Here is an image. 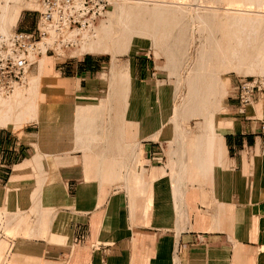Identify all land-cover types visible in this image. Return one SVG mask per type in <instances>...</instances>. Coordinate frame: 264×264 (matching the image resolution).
<instances>
[{
  "label": "crops",
  "instance_id": "obj_1",
  "mask_svg": "<svg viewBox=\"0 0 264 264\" xmlns=\"http://www.w3.org/2000/svg\"><path fill=\"white\" fill-rule=\"evenodd\" d=\"M47 53V66L26 77L41 80L36 118L26 127L0 123L4 264H264V96L239 114L229 94L218 135L191 128L196 145L186 134L179 146L182 124L163 120L170 105L149 101L158 91L149 56H134L153 121L142 138L134 107L120 118L112 60L102 67L85 54L60 66ZM20 84L0 90L8 99Z\"/></svg>",
  "mask_w": 264,
  "mask_h": 264
},
{
  "label": "bare ground",
  "instance_id": "obj_2",
  "mask_svg": "<svg viewBox=\"0 0 264 264\" xmlns=\"http://www.w3.org/2000/svg\"><path fill=\"white\" fill-rule=\"evenodd\" d=\"M25 1L28 2L26 5ZM34 1L37 3L33 4ZM148 1L156 4H147V0H111L105 19L101 18L93 34L90 31L95 23L87 30H64L60 35L48 27L37 50L45 57L50 46L62 52L63 44H72L80 47L72 57L110 53L112 63L108 78L110 83L118 85L121 100L132 91V74L131 69L118 64L117 55L130 52L137 43L149 39L166 57L165 69L177 78L170 101L175 108L169 119L178 123L201 119L204 136L218 135L219 116L226 113L229 73L239 71L264 77V15L261 14L264 0H218L226 5L256 9L255 14L247 13V10L222 13L209 9L201 13L199 8L191 6ZM190 1L192 6L202 3L201 0ZM23 6L43 10L42 0H0L1 35L12 33ZM196 32L207 36L195 58L191 49L196 45ZM47 62L41 59L39 68L47 66ZM26 75L19 81L20 85L11 87L8 99L5 90H0V123L4 126L23 127L36 118V91L41 80H26ZM13 83L0 85L7 87ZM165 86L166 82L161 80L159 88ZM27 87L31 90L30 95L22 96V90ZM183 89L185 96L178 104L176 98ZM261 103L263 105V101ZM124 130L121 128L122 135ZM177 130L180 146L186 133L181 127ZM140 134L143 135V131Z\"/></svg>",
  "mask_w": 264,
  "mask_h": 264
},
{
  "label": "rangeland",
  "instance_id": "obj_3",
  "mask_svg": "<svg viewBox=\"0 0 264 264\" xmlns=\"http://www.w3.org/2000/svg\"><path fill=\"white\" fill-rule=\"evenodd\" d=\"M157 1H159L160 3H163V4L172 3L173 5L175 4V5L191 6L194 8H199V11L201 13H203L205 10H208V9L214 10L217 12H222V13L236 12L238 10H247V13L255 14V11H257L256 9H249V8H243V7H239V6L226 5L225 3H222L218 0H201L202 3H200L199 6H192V2L190 0H157ZM26 3H28V2L25 1V5H26ZM36 3L37 2L34 1L33 4H36ZM147 4H150V5L156 4V2H152V1L147 0ZM24 10H26V11H24ZM40 11L41 10L36 8V6H34V7L33 6L32 7L23 6L21 8L18 21H17L15 27L11 30V32H14L16 30L29 31V32L35 31L36 27H37ZM261 12H262L261 14L264 15V10H261ZM102 19H105V16ZM102 19H99L98 21L95 22L94 26L91 28V31H90L91 34L94 33L95 27L99 25V23ZM206 36L207 35H201L200 33L196 32V45L194 44L195 47L193 46V48L191 49V54L195 58H196L198 50L201 46V43L204 41V37H206ZM79 38H80V36H79ZM60 40H62V39H60ZM42 41H43V39L39 43H41ZM79 49H80V47L76 46V45H72V44L64 45L63 44L62 45V52H60V51H57L54 46H50L48 48L47 54L50 58H56L55 63L60 64V66H65L67 64V62H70V61L75 62L78 59L83 58V56L82 57H76V58H70L73 56V53ZM39 54H42V53L39 50H37L34 54L30 55V58L32 59V61H34L37 64H34L31 67V70L26 75V77H29L31 74H36V75L39 74L40 70L38 68L39 67L38 61L41 59H45L43 54H42V56H39ZM94 56L98 57L100 60L103 61L102 67H106L108 62L112 60L110 53L94 54ZM134 56L136 57L137 61H140V60L146 61V56H149L151 58L150 61H155L156 69L158 71H157L156 79H154L153 81H154V86L155 85L158 86V91L156 93H154L153 95H151V97H148V98H149V101L152 103H161V104L170 105L171 110H169L168 112H164V116H163V120H165L164 123L170 122L171 124H173V121H171L169 119V117H170V112L174 110L175 106L170 101H171L172 89H174L177 86V78L172 73H170L169 70L165 69V66L167 64L166 57L160 52V50L158 48H156L155 46H152L151 41L149 39H147L146 41H142V42L137 43L134 47H132V51L121 52L117 55V60L119 62V65L125 66V67L131 65L130 67H131V74H132V76H131L132 91H130L126 95V98H123L124 97L123 96L122 99L120 100L119 104H117V106L120 107V109H121V111L119 113L120 118L121 119L122 118H124V119L128 118V116L126 115L127 113L124 114L122 111V108H128V106L134 107L135 112L131 113L130 118L135 120V124H136L135 134H136V136H141L142 138H146V131L149 129V127L147 125L152 124L153 121H152V123L146 122V102H147L146 101V93H145L146 92V89H145L146 85L144 82H142V81L140 82V80L136 79L133 76ZM49 57H48V59L52 61V59H50ZM36 65H37V71L35 73H32L33 71H35ZM110 68H111V62H110L109 71H110ZM106 73L107 72H104V74H103V82H105L108 86L107 79L104 77ZM253 76L258 77V75L255 73H241L239 71L230 72L228 75L229 85L227 88L228 94L226 96V100H227L228 95L230 94V89H232L234 87L235 82L238 80V78L253 77ZM161 80H164L166 82V86L163 88H159V82ZM7 87L3 86L2 88H7ZM182 91L177 95V98H176V101L178 104L182 103L183 97L185 96L184 89ZM163 92H166V93L164 94ZM105 96H106V94H105ZM103 98L99 100V102L97 104L98 107H103L105 105ZM180 123L182 124L183 129H184L185 133L187 134V139H188L189 143L192 146H195L196 144H192L190 142V138H189V136H191L193 134V132H195V131H192L191 128H196V131L198 130V133H194V134L201 135L202 130H203V121L201 119H192V120H183ZM140 124H142V128L145 131L144 135H140V127H139ZM222 124L224 125V123H222V121H220L219 125L217 124V126H221ZM151 129H152V127H151ZM130 130H132V128H130ZM12 132H15L19 135H21L23 133V131L22 132L12 131ZM154 133H153L154 135L152 134L150 136L151 139H156V137H158L157 134L158 133L161 134V131H157ZM136 144H137V148H138L139 144L138 143H136ZM138 158H139V156H138ZM138 162H139V160H138ZM11 223L12 222H9V224H11ZM7 232L11 235L15 234L14 230H11L8 228H7ZM1 259L2 258H0V264H4L5 260H3V259L1 260Z\"/></svg>",
  "mask_w": 264,
  "mask_h": 264
},
{
  "label": "built area",
  "instance_id": "obj_4",
  "mask_svg": "<svg viewBox=\"0 0 264 264\" xmlns=\"http://www.w3.org/2000/svg\"><path fill=\"white\" fill-rule=\"evenodd\" d=\"M111 0H42L36 30H16L10 35L0 34V83L19 82L35 64L30 55L37 50L39 40L48 27L56 35L64 30H87L105 16ZM264 96V77L240 78L230 96L237 101L239 114Z\"/></svg>",
  "mask_w": 264,
  "mask_h": 264
}]
</instances>
